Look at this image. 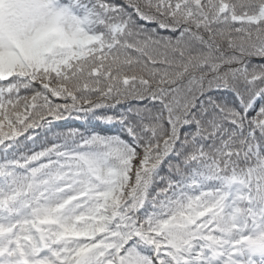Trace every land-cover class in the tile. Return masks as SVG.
I'll return each instance as SVG.
<instances>
[{"label":"snow or ice","instance_id":"1","mask_svg":"<svg viewBox=\"0 0 264 264\" xmlns=\"http://www.w3.org/2000/svg\"><path fill=\"white\" fill-rule=\"evenodd\" d=\"M0 264H264V0H0Z\"/></svg>","mask_w":264,"mask_h":264}]
</instances>
